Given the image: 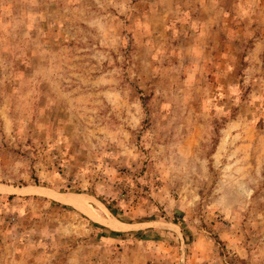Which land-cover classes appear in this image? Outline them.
Instances as JSON below:
<instances>
[{
    "label": "rangeland",
    "instance_id": "374dc122",
    "mask_svg": "<svg viewBox=\"0 0 264 264\" xmlns=\"http://www.w3.org/2000/svg\"><path fill=\"white\" fill-rule=\"evenodd\" d=\"M0 264H264V0H0Z\"/></svg>",
    "mask_w": 264,
    "mask_h": 264
},
{
    "label": "bare ground",
    "instance_id": "6f19581e",
    "mask_svg": "<svg viewBox=\"0 0 264 264\" xmlns=\"http://www.w3.org/2000/svg\"><path fill=\"white\" fill-rule=\"evenodd\" d=\"M78 199V198H77ZM67 202H70V203H75L76 201L74 200V199H72V198H70V199H65ZM81 201V200H80ZM83 201V200H82ZM81 201V202H82Z\"/></svg>",
    "mask_w": 264,
    "mask_h": 264
}]
</instances>
